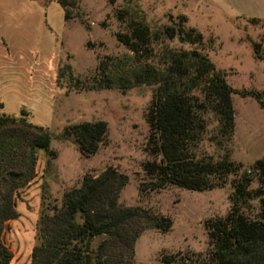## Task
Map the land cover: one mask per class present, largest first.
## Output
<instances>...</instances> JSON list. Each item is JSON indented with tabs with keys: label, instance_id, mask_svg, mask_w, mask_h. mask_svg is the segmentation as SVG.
<instances>
[{
	"label": "rangeland",
	"instance_id": "374dc122",
	"mask_svg": "<svg viewBox=\"0 0 264 264\" xmlns=\"http://www.w3.org/2000/svg\"><path fill=\"white\" fill-rule=\"evenodd\" d=\"M243 7L245 14L254 12L244 0H231L227 8L210 0H77L68 8L73 18L64 21L55 1L0 0V34L10 43L5 50L0 39V113L19 116L25 111L27 122L45 128L50 137L46 150H36L34 177L14 196L15 207L23 212L37 209L35 231L41 211L60 206L62 194L78 187L84 175L96 177L109 166L127 176L118 204L139 206L171 222L165 232L147 228L140 233L134 264H163L160 257L173 254H178L177 261L168 264L208 263L204 223L228 212L233 176L222 187L208 190L167 185L139 192V184L148 180L142 165L159 157L145 151V117L154 86L83 87L93 85L101 73L115 84L145 63L161 67L165 48H195L223 72L234 91L230 138L219 135L207 112L195 153L213 161L228 153L230 160L246 168L264 152V109L252 96L241 94H256L264 104V18L250 21L235 12ZM179 16L185 17L180 24L184 31L193 28L201 34V44L185 42L181 33L155 38L164 26L176 28ZM131 22L145 25L150 37L136 53L115 38L116 33L129 34ZM98 120L106 124L105 135L97 150L85 156L67 128ZM256 187L253 179L249 188ZM246 205L244 213L253 214L257 199H248Z\"/></svg>",
	"mask_w": 264,
	"mask_h": 264
},
{
	"label": "trees",
	"instance_id": "16d2710c",
	"mask_svg": "<svg viewBox=\"0 0 264 264\" xmlns=\"http://www.w3.org/2000/svg\"><path fill=\"white\" fill-rule=\"evenodd\" d=\"M55 1L62 9L64 21L73 18L68 8L77 0ZM178 21L176 28L164 26L155 38L161 34L171 39L181 33L185 42L201 44L199 32L181 28L185 17L179 16ZM129 29V34L116 33L115 38L136 53L149 44L148 29L140 22H131ZM256 48L253 45L254 53ZM159 63L161 67L145 63L132 76L119 77L115 84L101 73L93 85L83 88L153 85L145 117L149 127L145 151L159 157L142 165L148 180L139 184L138 191L167 185L202 191L222 187L226 178L233 176L228 212L223 218L204 223L208 263L201 264H264V152L246 168L230 160L228 153L216 161L195 153L205 130L207 112L214 117L219 135L230 138L233 89L226 84L223 72L195 48H165ZM241 94L252 96L264 109L256 94ZM25 116L22 110L19 116L0 113V264H9L12 257L2 233L6 222L17 217L16 191L34 177L36 150H46L50 140L45 128L32 125ZM66 132L73 136L80 153L87 156L97 150L106 124L101 120L80 122L70 125ZM253 179L257 187L251 189ZM126 181L125 174L108 166L96 177L84 175L78 187L62 194L60 206L53 205L49 213L41 211L29 264H134V243L140 233L147 228L165 232L171 222L139 206L118 204ZM248 199H257L251 215L243 211ZM177 257L178 254L162 255L159 262L174 263Z\"/></svg>",
	"mask_w": 264,
	"mask_h": 264
},
{
	"label": "crops",
	"instance_id": "0c3cea01",
	"mask_svg": "<svg viewBox=\"0 0 264 264\" xmlns=\"http://www.w3.org/2000/svg\"><path fill=\"white\" fill-rule=\"evenodd\" d=\"M49 1L55 0H43V2L46 4ZM210 1L220 8H227L229 6V3L231 2V0L230 2L229 0ZM244 1L250 3V9L254 12L251 14H245L246 10L243 7L242 9H238L237 11H235L237 14L241 13V15H244L246 17L264 18V0ZM45 25L50 29L46 20ZM0 39L5 50H8V48L10 47L9 41L7 39L4 40L1 34ZM15 210L17 212V217L6 222L5 228L2 233L3 241L12 254L9 264H29L30 251L32 245L34 244V231L37 218V209L31 208V211L23 212L22 208L16 206Z\"/></svg>",
	"mask_w": 264,
	"mask_h": 264
}]
</instances>
